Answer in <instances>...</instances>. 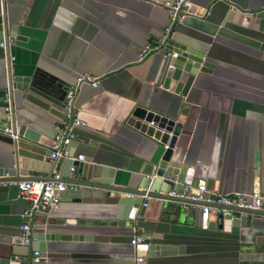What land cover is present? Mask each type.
I'll return each instance as SVG.
<instances>
[{
	"label": "crops",
	"instance_id": "obj_1",
	"mask_svg": "<svg viewBox=\"0 0 264 264\" xmlns=\"http://www.w3.org/2000/svg\"><path fill=\"white\" fill-rule=\"evenodd\" d=\"M15 1L8 0L0 13L11 38L10 76L30 78L25 91H12L17 122L51 137L64 117L61 89L74 84L76 76L89 75L97 86L81 84L73 100V113L85 126L73 129L71 150L81 156L84 173L90 167L109 168L114 185L138 190L143 178L154 177L166 146L170 153L161 180L202 181L211 197L251 194L256 184L264 214V0H190L191 14L172 26L166 44L141 61L140 51L157 45L168 23L159 5L148 0ZM239 14L248 18L241 21ZM254 14L262 15L253 19ZM169 42L202 54L204 61L186 76L177 95L162 88L160 76L172 58L163 57L173 53ZM6 84L0 49V90ZM138 106L175 118L165 143L127 125ZM11 142L0 132V173L42 180L51 170L60 172L61 159L48 173L22 169L23 157L52 162L26 152H19L16 162ZM84 173L70 179L85 181ZM77 186L67 187L55 209L30 217L32 231L58 235L43 241L38 264H132L134 257L144 264H264V215L248 214L242 226L229 231L217 228L219 220L203 229L197 208L184 211L151 198L138 220H122L116 218L122 194ZM28 208L15 186H0L1 264H16L13 256L29 253L18 242ZM134 235L147 236L150 250L140 243L131 246Z\"/></svg>",
	"mask_w": 264,
	"mask_h": 264
},
{
	"label": "water",
	"instance_id": "obj_2",
	"mask_svg": "<svg viewBox=\"0 0 264 264\" xmlns=\"http://www.w3.org/2000/svg\"><path fill=\"white\" fill-rule=\"evenodd\" d=\"M8 0H1V7L3 9L5 3ZM24 0H16V4H22ZM192 7H189L187 14H191ZM245 14H239V20L245 21V18L247 19V15ZM262 14H254L252 16L253 19H258L261 17ZM244 19V20H243ZM5 24V22L3 21ZM7 35L6 30H4V36ZM2 37L1 31H0V39ZM173 48L172 50H169L170 52H173L175 54V57L170 58L162 67L161 71V79H162V88L166 89L169 92H172L174 95H177L180 92V88L182 83L184 82L186 76L188 74L194 75L196 73V70L199 68V66L204 62L203 61V55L197 52H194L193 50L187 49L182 45L176 44L174 42H169ZM30 84V78L28 77H12L10 76L9 72V78L8 83L6 84V88H3L0 90V132L3 130V128L6 126L5 123V117L6 112L4 111L5 102L3 101L4 96L6 92L8 93V98L10 102V118L12 121V131L17 134V140L12 141V155L17 162V157L19 152H26L35 154L38 156H45L48 158L49 150L46 152V149L50 148L51 142H52V136L55 132H52L51 137L46 136H40L36 132H34L32 129L25 127L24 124L19 123L15 120L13 109L11 108V97H12V91L18 90V91H25ZM55 85V84H53ZM31 87V86H30ZM67 88V87H66ZM66 88L61 89V95L59 97V100H62ZM127 125L131 127L132 129L139 131V132H145L146 135H151L154 139L160 138L161 143H165L166 139L168 138V135L174 130L175 127V118L162 116L161 114L152 112L150 110H147V108L144 107H136L132 111L128 121ZM74 142L71 141L66 150L68 152V156L71 158L76 159L77 155L73 156L71 148L73 147ZM169 153L170 150L168 148H165L161 158L160 162L158 164V170L155 172L154 177L151 178H143L142 181L139 182L138 185L139 189L135 190L132 188L117 186L112 183V175L113 170L105 167H100L97 169V167H90L87 169V171L82 170V160L81 161H70V160H63L62 168L60 170L61 177L63 178V181L66 182L68 185L75 184V185H86L93 188H98L106 191H112L116 192L118 194H122L123 196L117 198V219L122 220H138L142 212L144 210L145 206H142V200L140 199V196H147L149 198H156L160 200H173V201H180L176 199L169 198L166 196V187L169 186V182L171 180L177 181L180 185L174 186L175 191H180L182 189V186L188 185L184 182L180 181L179 178H173L168 179L167 181L161 180L162 172L161 170L165 169L166 162L169 159ZM254 161H256V155L254 154ZM14 162V163H16ZM21 168L27 169V170H36L41 171L42 173H48L50 167H53L56 163V160L52 161L51 164L43 161H37L32 160L30 158L23 157L20 160ZM73 167V175L79 174L82 175L83 173L87 176H83L85 181H73L68 178V168ZM15 167V165H14ZM52 171V170H51ZM50 171V173H51ZM1 172L0 174H2ZM50 173L47 178L42 179L40 181H46L50 177ZM18 180H28V181H37V178H16ZM254 190L253 192H257L256 190V184H254ZM193 194H196V192H192ZM182 201V200H181ZM184 201V200H183ZM211 206H214V204H211ZM247 212L249 214L254 215H264L261 211H243ZM210 218V217H209ZM208 218V224L207 229H212L214 227V224L219 220L220 223L218 224L217 228H221L223 231H229L230 227H237L242 226L245 220V216L241 215L238 218L228 220L227 217H221L220 215H217L213 213L211 215V220ZM30 225L31 233L33 234V241L31 242L29 248V253L27 257H29L31 250H38L42 252L44 250L43 241L47 240H56L58 235H50L43 232V230H35L32 231V223L31 220H28ZM148 235V234H147ZM81 236H71L72 239H75ZM19 244H21V240L18 238ZM144 249H149L151 247L147 244V236L143 237V240L139 242ZM146 245V246H145ZM155 249V248H154ZM12 261V259H11ZM7 261H5L6 263ZM14 262V261H12ZM4 263V262H0ZM16 263V262H15ZM18 264V263H16Z\"/></svg>",
	"mask_w": 264,
	"mask_h": 264
},
{
	"label": "built area",
	"instance_id": "obj_3",
	"mask_svg": "<svg viewBox=\"0 0 264 264\" xmlns=\"http://www.w3.org/2000/svg\"><path fill=\"white\" fill-rule=\"evenodd\" d=\"M1 1V0H0ZM152 4L163 7L167 12L168 23L162 30V35L159 38L157 45L150 48H143L137 56V61H141L148 51H156L159 47L166 44L167 37L171 32L172 26L179 24L190 7V0H171V1H157L148 0ZM1 7V3H0ZM2 13V12H1ZM0 13V31L2 34L0 40V49L3 54V70L8 83L10 65L13 61V57L9 55L8 46L11 43V38L8 35L4 36L5 24L3 23L2 14ZM164 58L175 57V54L164 53ZM89 84L92 88L97 86V81L89 75H78L74 80V84L67 86L65 95L63 97V109L64 117L58 122V127L52 136V142L49 148L48 160L50 162L54 160H70L81 161V156H77L76 159L68 156L66 150L68 144L74 139L75 135L73 129L76 127H84V122L80 121L73 113V100L74 95L81 84ZM3 101L6 112L5 123L6 126L1 131L8 136L12 141L17 140V134L12 131V121L10 118V102L8 93L6 92ZM166 146H164V149ZM14 167V166H13ZM15 168V167H14ZM73 167L68 168V178L72 177ZM13 185L16 188L17 195L26 200L29 203V208L23 213V216L27 218L19 226V239L21 244L25 247H29L33 239V234L30 230L28 220L34 213L46 214L52 209H55L59 203L61 195L66 191L68 186L72 187V190H76L78 187L75 184L68 185L63 181L59 171L52 170L50 177L46 181H28L18 180L11 176L8 172L0 174V186ZM176 185H180L177 181L171 180L167 187L166 196L172 199L180 200H165L178 204L182 210L187 211L189 208H197L199 211L200 227L207 228L208 218L211 212H214L221 217H227L228 220L238 218L241 215H248L249 213L243 211H260L261 202L263 197L257 192L251 194L241 193H228L222 195L210 196V193L205 189L204 182L197 181L194 185L188 184L182 186V189L175 191L173 188ZM192 192H196L193 194ZM142 200L141 205L145 206L146 202L151 199L145 195L140 196ZM182 200V201H181ZM184 200V201H183ZM164 201V200H162ZM164 201V202H165ZM214 204V206H211ZM142 240L140 236L134 235L129 241L131 246H136ZM43 259L42 253L38 250H31L29 257L20 258L13 256L12 261L18 264H38ZM132 264H144L142 257H134Z\"/></svg>",
	"mask_w": 264,
	"mask_h": 264
}]
</instances>
